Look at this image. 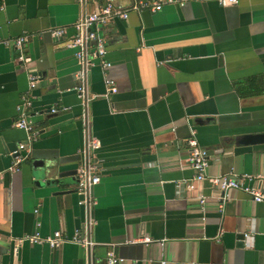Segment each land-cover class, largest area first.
I'll return each instance as SVG.
<instances>
[{"label":"crops","instance_id":"0c3cea01","mask_svg":"<svg viewBox=\"0 0 264 264\" xmlns=\"http://www.w3.org/2000/svg\"><path fill=\"white\" fill-rule=\"evenodd\" d=\"M158 1L0 0V41L27 36L28 59L0 45V264H107L108 252L118 264H264V203L195 181L186 143L193 136L207 151V176L246 174L264 186V140L255 138L264 136V0L129 11L98 30L108 69L86 52L95 64L85 77L92 99L84 103L74 90L82 66L66 43L83 14L108 2L128 10ZM59 28L64 37H53ZM105 78L117 87L109 98ZM23 96L35 141L15 126ZM91 139L100 166L87 207L70 177L64 186L47 182L78 170ZM20 143L25 159L11 171ZM57 231H78L93 246L16 247L27 235Z\"/></svg>","mask_w":264,"mask_h":264},{"label":"built area","instance_id":"2783aa9c","mask_svg":"<svg viewBox=\"0 0 264 264\" xmlns=\"http://www.w3.org/2000/svg\"><path fill=\"white\" fill-rule=\"evenodd\" d=\"M84 1V0H81ZM216 2L221 7H230L238 4L239 0H211ZM184 1H181L180 5H183ZM168 3H178L177 0H163L156 3H146L138 2L134 4L130 9L123 10L120 7H116L111 3L103 4L96 11L85 13L74 25L77 31L75 37H72L67 41V48L75 50V56L81 62L82 70L76 75L77 84L74 88L78 97L83 100L84 103L92 99L88 97L85 91V77L87 71L95 66L93 62L87 61L86 52L89 48L93 51V58L99 61V65L103 69H108L111 64L106 59L107 49H106V39L99 34L98 30L104 28L110 21L115 18L126 20L129 11L141 12L145 9H149L152 12L159 11L162 4ZM51 35L55 38H62L65 35L64 29H51L49 31ZM27 42V36L16 37L13 39H7L0 41V45L13 47L21 55L19 60L28 61L27 58L22 54V49ZM92 45V46H91ZM37 77L34 75L30 76L29 88L33 89L37 83ZM104 84L107 89L106 98L110 95L117 93V87L112 79L105 78ZM30 99L27 96H23L21 99V104L18 105L17 110L19 114V119L16 122V127L24 130L28 135V140L35 141L38 137V132L34 129L33 125L28 121L26 109L30 107ZM57 109H51L49 113H56ZM189 157L188 163L191 169L194 171V180L198 182L207 181L211 187L219 189L220 192H226L228 190L234 189L239 190L246 195H248L255 203H264V186L257 187L252 184L254 177L246 174L237 176L235 174L229 173L220 176H207L206 169L209 164V155L206 150L200 147L197 140L192 136L186 140ZM99 142L95 139L86 140L84 146L81 150L82 153V164L78 168L77 174L80 178L77 191L83 193L85 196V206L90 207L94 204V201L90 199L89 193L91 188L99 182V177L97 175L99 171L100 161L95 157L96 151L99 149ZM26 151V144L20 143L17 149L13 152L14 162L11 167V171L18 170L19 166L25 159L20 153ZM191 187V186H189ZM198 202L200 210L204 211L205 197L200 194L198 196ZM222 206V205H221ZM220 206V207H221ZM39 226V224H38ZM25 242L35 245H48L51 249H57L65 242L73 243L79 247L90 249L93 243L88 237H85L76 231L70 238H65L61 232L57 231L52 233L50 236L42 237L39 232L33 235H27L21 239L15 241L16 247L22 246ZM142 242L145 244L152 243V239L148 236H144ZM122 262V259L116 257L112 252L106 254L107 264H118Z\"/></svg>","mask_w":264,"mask_h":264},{"label":"water","instance_id":"95a60500","mask_svg":"<svg viewBox=\"0 0 264 264\" xmlns=\"http://www.w3.org/2000/svg\"><path fill=\"white\" fill-rule=\"evenodd\" d=\"M255 138H258L257 140L261 139V140H264V136H261V137H255ZM100 166V165H99ZM43 172L37 177V181L35 182V185H39L40 182H41V179L42 178H46L47 177V174L49 172V168L46 167L44 169H42ZM48 170V171H47ZM67 177H70L71 178V181L72 182H75L78 186V183H79V176L77 174V170H73V171H70V172H67V173H59L58 176L56 178H53V179H50L47 184H57V185H61V186H64L65 185V179Z\"/></svg>","mask_w":264,"mask_h":264}]
</instances>
